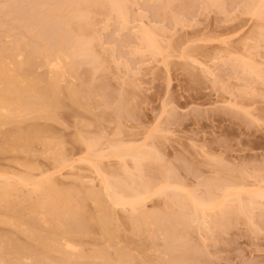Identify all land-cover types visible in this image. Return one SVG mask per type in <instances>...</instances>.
Here are the masks:
<instances>
[{"label":"rangeland","instance_id":"1","mask_svg":"<svg viewBox=\"0 0 264 264\" xmlns=\"http://www.w3.org/2000/svg\"><path fill=\"white\" fill-rule=\"evenodd\" d=\"M59 1L0 0V29L8 36L25 35L29 17L42 12L56 13L58 20H47L51 25L76 21L72 30H80L77 38L87 41L94 64L76 65L77 104L63 98L52 116L24 113L0 125V184H12L0 198V264H51L45 257L56 263L58 254L46 248L65 231L74 233L78 264H264V201L257 196L264 192V37H257L264 30V0L250 13V0L115 2L123 12L112 11L108 0ZM75 4L85 13L81 18L57 13ZM140 31L153 35V51ZM32 125L44 131L40 138L19 142ZM123 151L136 159L116 156ZM103 177L150 186L135 210L148 211L144 225L130 220V208H110ZM33 181L69 192L60 223L46 216L45 205L33 209L42 198L31 190ZM91 190L102 195L112 237L81 222L102 215L93 198L84 197ZM194 195L216 203L196 211L189 201Z\"/></svg>","mask_w":264,"mask_h":264},{"label":"bare ground","instance_id":"2","mask_svg":"<svg viewBox=\"0 0 264 264\" xmlns=\"http://www.w3.org/2000/svg\"><path fill=\"white\" fill-rule=\"evenodd\" d=\"M39 1V0H38ZM53 1V0H52ZM59 1V0H58ZM64 1V0H63ZM63 1H59L60 2H63ZM67 1V0H66ZM79 1V0H78ZM81 1V0H80ZM79 1V2H80ZM84 1V0H83ZM81 1V2H83ZM92 1V0H90ZM95 0H93L94 2ZM98 2L100 0H97ZM97 1L95 3H97ZM102 2L105 1V0H101ZM100 1V2H101ZM123 0H108L107 3H109V7L111 9H113L112 11H115L116 9H118V5L116 7V3H121ZM125 1V0H124ZM259 0H250L249 4V8L246 7V10H247V13H250L253 9V6L255 7L257 5V3L259 4L258 2ZM262 1V0H261ZM17 2V1H16ZM15 2V3H16ZM35 2V1H34ZM51 2V1H50ZM57 2V1H56ZM69 2V1H68ZM116 2V3H115ZM255 2V5H253ZM257 2V3H256ZM46 2L43 1V4L41 5H45ZM55 3V2H53ZM52 3V6L56 7L59 6V3H55L53 4ZM67 3V2H66ZM73 3V2H72ZM105 3V2H104ZM124 3V2H123ZM40 4V3H39ZM47 4V3H46ZM85 4V3H84ZM3 5V4H2ZM32 5V4H31ZM41 5H38V6H41ZM49 6V4H47ZM63 5V4H62ZM65 5V4H64ZM92 5V4H90ZM102 5V4H101ZM264 5V4H263ZM262 5V6H263ZM33 6V5H32ZM51 6V7H52ZM88 6V5H87ZM108 6V5H107ZM106 6V7H107ZM258 6V5H257ZM260 6V5H259ZM2 7V6H1ZM42 7H45V6H42ZM76 7L79 8V6L77 4H75V7L74 9L73 8H69L68 6H66L65 8H58V10L62 11H58L57 13H64V15L66 17H70V15L72 16L71 19H78V16L80 17V15L82 14V10H78ZM107 7V8H109ZM116 7V9H115ZM252 7V9H251ZM261 7V6H260ZM259 7V8H260ZM15 8V7H14ZM12 8V9H14ZM32 8V7H31ZM35 8V7H34ZM76 8V9H75ZM88 8V7H87ZM123 8V7H122ZM256 9H259L258 7H255ZM255 8L253 10H255ZM263 8V7H262ZM28 9V8H27ZM54 9V10H55ZM71 9V10H70ZM83 9V8H82ZM264 9V8H263ZM263 9H261L262 11H264ZM29 10V9H28ZM41 10V9H40ZM43 10V9H42ZM47 10V9H46ZM45 10V12H46ZM53 10V12H54ZM84 10V9H83ZM125 10V9H123ZM252 10V11H253ZM18 11V9H17ZM31 11V10H30ZM86 11V10H85ZM88 11V10H87ZM110 11V10H109ZM118 12L119 11H122V10H117ZM42 12V11H40ZM51 12V10H50ZM56 12V11H55ZM116 12V11H115ZM123 12V11H122ZM121 12V13H122ZM15 13V11H14ZM37 13V12H36ZM69 13V14H68ZM88 13V12H86ZM126 13V12H125ZM18 14V13H17ZM26 14V13H24ZM30 14V13H29ZM33 14V12H32ZM40 16H32V17H29L31 18L29 20V22L27 23V25H25V35H21L19 34L18 35H15L13 36L12 34H10L11 36H8V34H6L4 32V30L2 31L0 29V125L3 126V124H8L9 122L11 121H14L16 122V118H20L21 116H23V114L25 113H34L36 115H42L44 114L46 117L48 116H52L54 115L55 113V110L56 108H61L63 105V101L62 99L64 98H67L69 100H71L70 102L71 103H74V104H77V94H78V88H79V85H78V88H76L75 86L77 85L76 81H77V77L76 75L78 74V70L80 69L77 68L76 65H82L83 62L86 64H88L89 66H92L94 64L93 61H91V59L89 60L90 56L87 55L89 53V51H86V47L88 48V44L86 43L87 41L83 42V40H80L79 38H77L80 30H78L77 28V31L75 30V32L77 33H74L72 28L73 26L72 25H75L77 24V22L75 23L73 20V22L71 21H63L61 20L60 22L56 21V23H54L55 21H53L52 23L54 25H51L49 24V22H47L48 19L50 18H56V20H58V16H56V13H39ZM83 14H85L83 12ZM82 14V15H83ZM117 14V13H116ZM123 14V13H122ZM64 15H61V16H64ZM69 15V16H68ZM88 15V14H87ZM60 16V15H59ZM64 16V17H65ZM86 16V15H84ZM83 16V17H84ZM118 16V15H117ZM25 17V16H24ZM77 17V18H76ZM82 17V18H83ZM121 17V16H120ZM123 17V16H122ZM62 18V17H60ZM59 18V19H60ZM81 18V17H80ZM79 18V19H80ZM87 19V17H85ZM64 19V18H62ZM66 20V19H65ZM70 20V19H69ZM81 20V19H80ZM24 21V20H23ZM45 21V22H44ZM27 22V20L25 21ZM82 24V23H81ZM264 26V25H263ZM2 28V27H1ZM23 28V27H22ZM259 28V27H258ZM24 29V28H23ZM80 29V28H79ZM85 29V28H84ZM83 29V30H84ZM90 29V28H89ZM143 30H146V29H143ZM142 30V31H143ZM260 30V29H259ZM262 31V34L260 35L259 37V33L260 31L258 32L257 34V37L258 38H261V37H264V30L263 28L261 29ZM11 31H14L13 29ZM17 31V30H16ZM79 31V32H78ZM8 33V32H7ZM82 33V32H81ZM18 34V32H17ZM76 35V36H75ZM81 35V34H80ZM153 36V35H152ZM150 35V33L144 31L143 33L140 31V41L143 43V45L146 46V48L151 47L153 48L155 42L154 40L152 39V37ZM10 37V38H8ZM6 38H8V40H6ZM83 38V37H82ZM84 39V38H83ZM86 40H88L86 38ZM153 40V41H152ZM257 41V38L255 39ZM255 43V42H254ZM156 45V44H155ZM157 46V45H156ZM88 50V49H87ZM90 50V49H89ZM91 51V50H90ZM150 51H153L152 49ZM154 51H155V48H154ZM157 52V50L155 51ZM97 59V57H96ZM93 60V59H92ZM95 62V61H94ZM78 63H82V64H78ZM96 64V63H95ZM239 66V65H238ZM98 67V66H97ZM255 68V66H253ZM241 68L243 70H246L248 73H253L252 70H250V67L247 66H244L242 65ZM97 69V68H95ZM41 70V71H39ZM89 69H87V73H89L88 71ZM92 68H91V72H92ZM96 71V70H95ZM93 71V72H95ZM256 73H257V70H256ZM90 74V73H89ZM76 82V83H75ZM76 84V85H75ZM82 89V88H81ZM79 88V90H81ZM81 93V92H79ZM33 114V115H34ZM26 116V115H25ZM39 117V116H37ZM51 118V117H50ZM14 123V122H12ZM33 126V125H32ZM30 127L32 128L31 131L29 130H26L22 137H20L18 140L20 142V140H23V141H30L32 140L33 138H35V140H38L36 139L38 136V138H40V135H38L39 133L42 134V132H39L41 131L40 129H38L36 126L34 127ZM6 129V128H5ZM23 132V131H22ZM17 133V132H16ZM19 133V132H18ZM20 134V133H19ZM42 136V135H41ZM17 137V136H16ZM11 138V137H10ZM42 138V137H41ZM79 138V137H78ZM2 140V139H1ZM5 141V140H4ZM14 141H16V139H9L7 143H13ZM76 141V140H75ZM32 142V141H31ZM30 142V143H31ZM91 142V141H89ZM6 144V143H5ZM92 144V143H91ZM94 145V143L92 144ZM91 145V146H92ZM89 147V151H91L92 147L90 146V143L88 145ZM7 148V146H6ZM4 149V148H3ZM95 149V148H94ZM94 149H92V151L94 152ZM1 150V149H0ZM131 151V150H130ZM139 151V150H138ZM141 151V150H140ZM97 152V151H95ZM136 152V151H135ZM91 153V152H90ZM92 154V153H91ZM131 155V157L133 158L134 156L132 155H135L134 152H128V151H123V152H120V153H117L116 156L118 157H126L127 155ZM139 154V153H137ZM136 154V155H137ZM141 154V153H140ZM93 155V154H92ZM98 156L100 155L99 154H96ZM107 155V154H106ZM97 156V157H98ZM143 156V154H142ZM93 157V156H92ZM140 157V156H139ZM135 158V157H134ZM136 159V158H135ZM138 160V159H137ZM124 161V160H123ZM90 162V161H89ZM88 162V163H89ZM97 162V161H96ZM139 162V161H138ZM91 163V162H90ZM89 163V164H90ZM136 163V162H135ZM93 164H96V163H93ZM91 165V164H90ZM101 165V163H100ZM123 165V164H122ZM139 165V164H138ZM137 165V166H138ZM92 166V165H91ZM93 167V166H92ZM91 167V168H92ZM98 167V166H97ZM126 167V166H125ZM96 168V167H95ZM94 168V169H95ZM137 168V167H136ZM93 169V168H92ZM99 169V168H98ZM97 169V170H98ZM129 170V169H128ZM127 171V170H126ZM125 171V174L127 173ZM98 172V171H97ZM130 174V172H129ZM107 175V174H106ZM127 175V174H126ZM131 175V174H130ZM129 175V176H130ZM105 176V175H104ZM112 176V175H111ZM113 176H116V175H113ZM132 176V175H131ZM26 177V176H25ZM108 177V176H106ZM100 178V177H99ZM102 178V177H101ZM23 179V178H22ZM31 179V178H30ZM104 181L103 182V187H104V190H105V196L106 198L109 199V204H110V208L113 206H120V207H128L130 208V210L134 213L131 212V214H133L132 216H129L132 217V219L130 218V220H132V222H134V224H137L139 225V223H142L146 220V219H149L148 216L149 214L146 212H144L143 210L144 209H141V211H138L139 213H135L138 208H141V205H143L141 202L143 199H145V197L147 196V194H149V191L148 190V187L146 186H141L140 187L138 186V184L131 186H126L127 185V182H126V185H125V181H123L119 184H116V182H118L116 179V182L115 183H112L110 181L107 180V178H104ZM111 179V178H110ZM113 180V179H112ZM127 180V179H126ZM23 182H25L24 180H22ZM141 181V180H140ZM2 182V181H1ZM27 182V181H26ZM29 182V180H28ZM33 183H35L33 181ZM124 183V184H123ZM132 183V182H131ZM140 183V182H139ZM121 184H123L122 186H126V187H122ZM49 185V184H48ZM129 185V184H128ZM132 185V184H131ZM144 185V183H143ZM12 187V184H4V185H1L0 184V198H6L7 197V191L9 188ZM32 191H39L42 193L41 195V200L37 201L34 203V205H32L35 209L37 206L41 207L42 205H45L46 206V210H48V213H46V216L49 215V217H53V219L55 218L56 220L60 219L59 217H62L61 215L63 214V212H61V208L64 209L65 205L70 202L68 200V196H69V192H66L64 190H61V191H57L56 190H53L50 186H47L46 184V187H44V189L42 188V185L41 183H35L33 184L32 186ZM30 187V188H31ZM69 187V186H68ZM165 189L167 187H164ZM171 188V187H170ZM175 188H177V186H175ZM173 188V189H175ZM15 189V188H14ZM60 189V188H59ZM58 189V190H59ZM120 192H117L118 190ZM161 189V188H160ZM164 189V190H165ZM169 189V188H167ZM178 189V188H177ZM176 189V190H177ZM180 189V188H179ZM12 190V189H11ZM9 189V191H11ZM103 190V189H102ZM117 190V191H116ZM8 191V192H9ZM71 191V190H70ZM180 191V190H179ZM178 191V192H179ZM182 191V189H181ZM18 192V191H17ZM72 192V191H71ZM104 192V191H103ZM161 192V190L159 191V193ZM171 192V190H170ZM38 193V192H37ZM99 193V192H98ZM98 193H95L93 192L92 190L91 191H87L84 195V197L86 196H90L92 197L93 199L92 202H95L96 204H98V206H100V208L102 210H100L99 212L97 211L96 214L99 215V213L102 211V215H100V217H98V220L96 219H90V216L88 217L89 219H86V218H83L81 217V222L82 224H85V226L88 227V229L90 228H95V226H100L104 232H106V237H112V234H110L108 232V229H107V226H106V222H107V219H108V213H106V208L103 207L102 205V201L100 199L99 196H102V195H97ZM158 193V191L156 192ZM155 193V194H156ZM158 193V194H159ZM175 193V192H174ZM170 194V193H169ZM179 194V193H177ZM154 195V194H153ZM168 195V194H167ZM173 195V194H172ZM193 195V194H192ZM11 196V195H10ZM9 196V197H10ZM31 196V195H30ZM197 196H201V195H197ZM206 196V195H205ZM257 196L259 197V199H261L262 201H264V192H261V193H258ZM256 196V197H257ZM73 197L72 195L70 196V198ZM83 197V199H84ZM175 197V196H174ZM193 197V198H192ZM196 197L195 195L194 196H191L190 200L191 201V204L193 206V208L196 210V211H200L201 208L204 209L203 207H206L207 208L212 205V203H216L215 201L213 200H206L208 199V197L205 199V200H200L198 198H194ZM12 198V197H11ZM39 198V196L37 197ZM78 198V197H77ZM88 198V197H87ZM169 198V196H168ZM30 199V198H29ZM74 199V198H72ZM103 199V198H102ZM181 199V198H180ZM183 199V198H182ZM181 199V200H182ZM193 199V200H192ZM214 199V198H213ZM7 200V199H6ZM36 200V199H35ZM71 200V199H70ZM94 200V201H93ZM215 200V199H214ZM8 201V200H7ZM75 201V200H73ZM71 201V202H73ZM176 201V199H175ZM178 201V200H177ZM213 201V202H212ZM106 202V201H105ZM7 203V202H6ZM5 203V204H6ZM25 203V202H24ZM78 203V202H77ZM94 203V204H95ZM176 203V202H175ZM263 203V202H262ZM8 204V203H7ZM31 205V204H30ZM69 205V204H68ZM66 205V208L65 210L67 209V206ZM73 205H76V202L75 204ZM78 206L80 204H77ZM221 205L220 203L217 205L219 206ZM264 205V203H263ZM8 206V205H7ZM6 206V207H7ZM77 206V208H79ZM105 206V205H104ZM109 206V205H108ZM30 207V206H29ZM74 207V206H73ZM73 207H71L73 209ZM107 207V206H106ZM221 207V206H220ZM28 208V207H27ZM31 208V207H30ZM29 208V209H30ZM43 208H45L43 206ZM42 208V209H43ZM48 208V209H47ZM75 208V207H74ZM222 208V207H221ZM32 209V210H33ZM38 209H41V208H38ZM69 209H70V206H69ZM81 209V208H80ZM98 208H96L97 210ZM45 210V211H46ZM79 210V209H78ZM129 210V211H130ZM71 210H68L67 212L69 213V215H71V213L69 212ZM202 211V210H201ZM31 212V211H30ZM29 213V215H31ZM37 212V210L34 212V214ZM41 211L38 212V214H40ZM47 212V211H46ZM73 212V211H71ZM108 212V211H107ZM42 213H44L42 211ZM41 213V216L43 217H40L41 219H43V223H44V220H46L44 218L45 215H43ZM66 213V212H64ZM1 214V213H0ZM19 214V213H18ZM37 214V215H38ZM74 214V213H72ZM77 214V213H76ZM129 214V212H128ZM5 215V214H4ZM68 215V214H67ZM66 214H64V216H66L65 218H68ZM18 216V215H16ZM72 216V215H71ZM82 216V215H81ZM157 216V215H156ZM32 217V216H31ZM94 217V216H92ZM95 217V218H97ZM9 218V217H8ZM34 218V217H33ZM32 219V218H31ZM51 219V218H50ZM51 219V220H53ZM63 219V218H62ZM69 219V218H68ZM77 219V218H76ZM145 219V220H144ZM157 219V218H156ZM11 220V219H10ZM36 220V218H35ZM61 220V219H60ZM49 221V218H47V220L45 221V224H47ZM64 221V220H62ZM32 222V221H31ZM58 222L60 223V221L58 220ZM68 222V221H67ZM109 222V221H108ZM107 222V223H108ZM33 223V222H32ZM62 223V222H61ZM1 224V223H0ZM36 224V223H35ZM55 224V223H54ZM58 224V223H57ZM65 224V223H64ZM79 224V223H78ZM39 225V224H38ZM63 225V224H61ZM60 225V226H61ZM109 225V224H108ZM22 226V225H21ZM54 226V225H53ZM51 226V228L53 227ZM59 226V225H58ZM66 226V224H65ZM79 226V225H78ZM56 227V225H55ZM67 227V226H66ZM65 227V228H66ZM135 227V226H134ZM64 228V230H65ZM138 228V227H136ZM60 229V228H59ZM73 229V227H72ZM79 229V228H78ZM82 229H83V226H82ZM97 229V228H96ZM100 229V231L102 230ZM61 230V229H60ZM62 230V231H64ZM70 230V229H69ZM68 230V231H69ZM81 230V229H80ZM92 230V229H90ZM99 230V229H98ZM111 230V229H110ZM56 231H57V228H56ZM84 231V230H83ZM73 233V232H72ZM71 232H62L59 236V239H50L51 242L49 243L50 246L52 244V247H47L46 249L48 250H51V252L53 251V253L56 252V254H58L57 256V260L56 263L53 262L52 260L49 261V259L47 257H45L44 259L42 258V261H44L45 259L47 260V262H52L51 264H78L77 262L75 263V260L77 258H80V256H78V253H79V250H78V246H76V244H73V241H72V235H74V233L72 234ZM88 233V232H87ZM112 233V232H111ZM13 234V233H12ZM51 234V233H50ZM48 233V235H50ZM56 234V233H54ZM53 233L51 234V238H52V235H54ZM75 234H78V233H75ZM82 234V233H81ZM84 234H86L84 232ZM132 234V233H131ZM58 235V234H57ZM80 235V234H79ZM34 236V235H33ZM32 236V237H33ZM77 236V235H76ZM100 236V235H99ZM104 236V237H105ZM38 237V236H37ZM46 237L48 236H45V239ZM74 238V237H73ZM76 238V237H75ZM43 239V238H41ZM9 240V239H8ZM7 240V241H8ZM47 240V241H46ZM45 241L48 243V239H46ZM117 240V239H116ZM37 241V239H36ZM60 241V242H59ZM62 241V242H61ZM115 241V240H114ZM120 241V240H119ZM9 242H11L9 240ZM107 242V241H106ZM14 243V242H13ZM43 244V241L41 242ZM45 243V242H44ZM40 244V243H38ZM20 245V244H19ZM15 246V244H14ZM37 246V244H36ZM41 246V244H40ZM43 246H46L43 244ZM112 246V245H111ZM129 246V245H128ZM5 247V246H4ZM10 247V245H9ZM19 248V247H18ZM45 248V247H44ZM93 248V247H92ZM116 248V247H115ZM2 249V247H1ZM10 249V248H9ZM36 249V248H35ZM80 249V248H79ZM117 249V248H116ZM121 249V248H120ZM42 250V249H41ZM47 250V251H48ZM90 250V249H89ZM119 250V248H118ZM46 251V250H45ZM46 251V252H47ZM19 252V251H18ZM44 252V250H43ZM102 252V251H101ZM121 252V251H120ZM120 252H117V258H116V261L119 262L121 256H120ZM133 252V251H132ZM26 253V252H25ZM50 253V252H49ZM48 253V254H49ZM116 253V252H115ZM6 254V253H5ZM42 254V253H41ZM45 255L47 253H44ZM42 254V255H44ZM77 254V255H76ZM101 254V253H100ZM123 254V253H122ZM121 254V255H122ZM44 255V256H45ZM91 255V254H90ZM96 255V254H95ZM16 256V255H15ZM18 256V255H17ZM33 256V255H32ZM36 256H39V255H36ZM43 256V257H44ZM48 256V255H46ZM94 256V255H93ZM102 256V255H101ZM124 256H127L126 253L124 254ZM29 257V256H28ZM54 257V255H53ZM82 257V256H81ZM89 257V256H88ZM30 258V257H29ZM35 258V257H34ZM39 258V257H38ZM85 258V257H84ZM110 258V257H109ZM14 259V258H13ZM33 259V258H32ZM40 259H41V255H40ZM83 259V258H82ZM89 259V258H88ZM92 259V258H91ZM95 259V258H94ZM10 260V259H9ZM12 260V259H11ZM31 260V259H30ZM33 261V260H31ZM35 261V260H34ZM78 261V260H77ZM81 261V260H80ZM88 261V260H87ZM39 263V261H37ZM46 263V261H44ZM1 263V262H0ZM44 263V264H45ZM81 263V262H80ZM116 263V262H115ZM120 263V262H119ZM36 264V263H35ZM47 264V263H46ZM94 264V263H93ZM97 264V263H96ZM109 264V263H107ZM118 264V263H117Z\"/></svg>","mask_w":264,"mask_h":264}]
</instances>
